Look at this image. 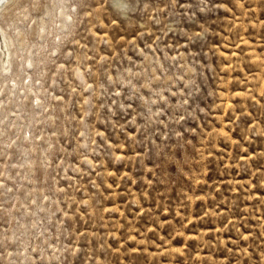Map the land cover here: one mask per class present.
Masks as SVG:
<instances>
[{"label":"rangeland","instance_id":"1","mask_svg":"<svg viewBox=\"0 0 264 264\" xmlns=\"http://www.w3.org/2000/svg\"><path fill=\"white\" fill-rule=\"evenodd\" d=\"M1 23L0 264H264V0Z\"/></svg>","mask_w":264,"mask_h":264},{"label":"bare ground","instance_id":"2","mask_svg":"<svg viewBox=\"0 0 264 264\" xmlns=\"http://www.w3.org/2000/svg\"><path fill=\"white\" fill-rule=\"evenodd\" d=\"M18 0H0V64L10 66L13 64L12 39L4 30L1 19L6 16L16 5ZM32 63V62H31ZM28 64V63H27Z\"/></svg>","mask_w":264,"mask_h":264}]
</instances>
